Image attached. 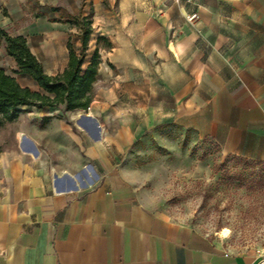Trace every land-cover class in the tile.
Instances as JSON below:
<instances>
[{
	"label": "crops",
	"instance_id": "1",
	"mask_svg": "<svg viewBox=\"0 0 264 264\" xmlns=\"http://www.w3.org/2000/svg\"><path fill=\"white\" fill-rule=\"evenodd\" d=\"M91 12L93 37L113 43L98 82L123 95L154 85L157 69L190 72L196 91L202 84L211 92L196 96L191 121L201 134L213 136L225 154L264 160V0H121L117 7L103 0H0V27L25 37L45 73L56 75L67 67L68 41L77 33L69 16ZM193 12L198 18L189 22ZM0 67L38 87L13 73L16 63L1 41ZM91 116L98 125L109 120ZM54 125L52 118L46 128ZM60 127L53 137L67 145L59 150L45 130L19 133L35 155L20 137L21 148L0 150V264H264L255 250L233 252L147 207L125 177L120 150L108 149L101 132L95 144ZM70 143L81 157L57 162L70 154Z\"/></svg>",
	"mask_w": 264,
	"mask_h": 264
},
{
	"label": "rangeland",
	"instance_id": "2",
	"mask_svg": "<svg viewBox=\"0 0 264 264\" xmlns=\"http://www.w3.org/2000/svg\"><path fill=\"white\" fill-rule=\"evenodd\" d=\"M120 1L103 0L115 7ZM96 40L94 36L89 53ZM74 41L78 46L76 37ZM214 46L205 44V51ZM102 55H107L105 50ZM156 62L158 65L160 60L156 58ZM18 80L30 84L32 90L38 89L33 81H24L20 76ZM196 80L190 72L183 77L157 69L154 85L141 90L131 88L123 95L111 90L110 82L99 81L93 100L98 101L95 110L65 113L43 109L42 116L35 108L24 111L16 122L0 123V150L20 147L19 133L37 130H45L47 139L59 150L67 145L63 139L53 137L63 131L61 125L97 144L79 117L93 114L98 120L109 118L99 125L104 136L100 140L114 154L120 150L125 177L147 207L191 226L233 252L257 251L264 242V160L225 154L213 136L201 134L191 121L196 114V96L205 97L211 92L202 84L196 91ZM48 115L56 119L50 129L44 119ZM68 146L72 148L70 154L56 156L57 162L75 163L76 155L81 157L75 144ZM75 173L82 175L81 170ZM225 229L229 230L228 237L221 234Z\"/></svg>",
	"mask_w": 264,
	"mask_h": 264
},
{
	"label": "trees",
	"instance_id": "3",
	"mask_svg": "<svg viewBox=\"0 0 264 264\" xmlns=\"http://www.w3.org/2000/svg\"><path fill=\"white\" fill-rule=\"evenodd\" d=\"M67 22L77 30L75 35L79 44L76 46L74 38L70 37L68 65L56 75L45 73L25 37L12 36L0 27V41L16 63L13 73L32 78L39 87V90H32L22 86L13 74L0 67V123L16 122L31 107L60 109L65 113L90 108L103 63L102 51H110L113 43L107 37L99 36L94 50L89 53L94 33L93 12L70 15ZM51 117L45 116V122Z\"/></svg>",
	"mask_w": 264,
	"mask_h": 264
},
{
	"label": "bare ground",
	"instance_id": "4",
	"mask_svg": "<svg viewBox=\"0 0 264 264\" xmlns=\"http://www.w3.org/2000/svg\"><path fill=\"white\" fill-rule=\"evenodd\" d=\"M78 112H81V111H78ZM85 115H80L79 117V120H82L86 125H89L90 127V134L92 135V137L96 138L97 140L101 139V136L100 134H98V131L93 123V120L92 119H87L86 117H84ZM87 116H91V115H87ZM84 125V124H83ZM87 127V126H86ZM19 137H20V142H21V146L22 147H27L29 152L32 154V155H35V153L37 152V149L29 144L25 138H24V134H19ZM38 153V152H37ZM37 156V155H36ZM220 233V232H219ZM222 236H225V237H228L229 235V230L225 229L221 232ZM220 235V234H219Z\"/></svg>",
	"mask_w": 264,
	"mask_h": 264
},
{
	"label": "built area",
	"instance_id": "5",
	"mask_svg": "<svg viewBox=\"0 0 264 264\" xmlns=\"http://www.w3.org/2000/svg\"><path fill=\"white\" fill-rule=\"evenodd\" d=\"M165 2H178L179 0H164ZM188 3H192L193 0H187ZM198 18L197 12H193L189 15H187V20L189 22H193ZM257 254L259 256L260 262L264 261V242H262L261 246L257 249ZM261 264V263H260Z\"/></svg>",
	"mask_w": 264,
	"mask_h": 264
},
{
	"label": "water",
	"instance_id": "6",
	"mask_svg": "<svg viewBox=\"0 0 264 264\" xmlns=\"http://www.w3.org/2000/svg\"><path fill=\"white\" fill-rule=\"evenodd\" d=\"M84 117H86L87 119L89 118V119H92L93 120V122L95 124V127H96V129L98 131V134H100V126L98 125L97 121L92 116L85 115ZM80 122H82L83 124H85L82 120H80Z\"/></svg>",
	"mask_w": 264,
	"mask_h": 264
}]
</instances>
